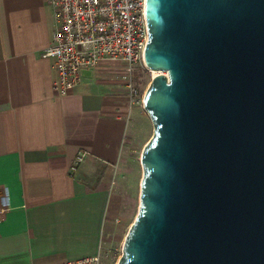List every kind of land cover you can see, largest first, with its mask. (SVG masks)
<instances>
[{"label": "water", "instance_id": "water-1", "mask_svg": "<svg viewBox=\"0 0 264 264\" xmlns=\"http://www.w3.org/2000/svg\"><path fill=\"white\" fill-rule=\"evenodd\" d=\"M153 125L117 264H264V0H146Z\"/></svg>", "mask_w": 264, "mask_h": 264}, {"label": "crops", "instance_id": "crops-1", "mask_svg": "<svg viewBox=\"0 0 264 264\" xmlns=\"http://www.w3.org/2000/svg\"><path fill=\"white\" fill-rule=\"evenodd\" d=\"M49 1L0 0V264H101L132 112L107 60L53 92Z\"/></svg>", "mask_w": 264, "mask_h": 264}, {"label": "built area", "instance_id": "built-area-1", "mask_svg": "<svg viewBox=\"0 0 264 264\" xmlns=\"http://www.w3.org/2000/svg\"><path fill=\"white\" fill-rule=\"evenodd\" d=\"M54 11V30L49 47L41 53L52 61V90L64 96L76 89L82 72L95 69L101 61L120 62V75L133 108L142 100L133 84L137 65L144 66L148 40L146 0H50ZM87 153L79 151L70 165L73 174ZM89 260L63 264H88Z\"/></svg>", "mask_w": 264, "mask_h": 264}, {"label": "rangeland", "instance_id": "rangeland-1", "mask_svg": "<svg viewBox=\"0 0 264 264\" xmlns=\"http://www.w3.org/2000/svg\"><path fill=\"white\" fill-rule=\"evenodd\" d=\"M106 62L110 63L111 70L117 71H115V77L122 84L128 97V92L120 79L123 64L112 61ZM150 82V72L144 66L137 65L134 70L133 84L138 91L137 98L139 100H143ZM129 110L132 114L129 120L128 136L124 142L127 163L123 167L120 179H118L121 187L114 192L117 196L116 199H118L119 211L114 218V222L110 224V229L105 233L100 258L101 264H117L122 255L125 237L139 209L140 183L142 180L141 152L153 135V125L143 109L142 102L133 108L129 107ZM134 112H137L136 117H132Z\"/></svg>", "mask_w": 264, "mask_h": 264}, {"label": "bare ground", "instance_id": "bare-ground-1", "mask_svg": "<svg viewBox=\"0 0 264 264\" xmlns=\"http://www.w3.org/2000/svg\"><path fill=\"white\" fill-rule=\"evenodd\" d=\"M152 73H153V75H156V74H158V72H157V71H152Z\"/></svg>", "mask_w": 264, "mask_h": 264}]
</instances>
